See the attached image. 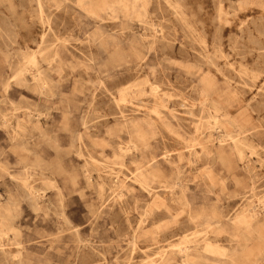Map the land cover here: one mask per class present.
Listing matches in <instances>:
<instances>
[{"label": "rangeland", "instance_id": "rangeland-1", "mask_svg": "<svg viewBox=\"0 0 264 264\" xmlns=\"http://www.w3.org/2000/svg\"><path fill=\"white\" fill-rule=\"evenodd\" d=\"M0 264H264V0H0Z\"/></svg>", "mask_w": 264, "mask_h": 264}, {"label": "bare ground", "instance_id": "bare-ground-1", "mask_svg": "<svg viewBox=\"0 0 264 264\" xmlns=\"http://www.w3.org/2000/svg\"><path fill=\"white\" fill-rule=\"evenodd\" d=\"M123 11V10H122ZM238 222L240 223H244L245 222V219L243 217H239L237 218Z\"/></svg>", "mask_w": 264, "mask_h": 264}]
</instances>
